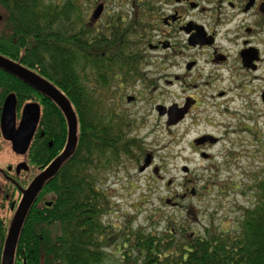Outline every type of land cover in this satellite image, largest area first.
<instances>
[{
  "label": "trees",
  "instance_id": "1",
  "mask_svg": "<svg viewBox=\"0 0 264 264\" xmlns=\"http://www.w3.org/2000/svg\"><path fill=\"white\" fill-rule=\"evenodd\" d=\"M128 1L130 7L140 9L156 5V0ZM0 16V55L59 88L79 122L76 151L46 182L34 203L20 234L14 264H110L111 260L112 264H264V179L248 187L250 192L257 189V203L244 208L233 231L209 228L205 236H198L172 220L162 231L161 221L154 219L153 229H136L132 220L123 226L107 223L113 210L105 188L110 173L129 162L140 166L148 150L142 139L131 134L134 124L128 114L112 105L106 90L108 78L93 72L92 57L96 50H100L98 57L103 53L105 57H138L134 36L115 35L111 41L96 44L91 12L82 9L78 0L49 4L0 0ZM135 29L145 33L150 26L135 25ZM10 94L16 95L19 117L26 104L41 106L40 124L24 157L29 171L19 176L20 188H26L63 152L68 126L50 98L0 69V143L4 141L2 109ZM5 189L0 183L1 215L7 212L4 193L9 190ZM47 202L52 205L47 207ZM3 220L0 264L10 214ZM117 255L120 258L115 259Z\"/></svg>",
  "mask_w": 264,
  "mask_h": 264
},
{
  "label": "rangeland",
  "instance_id": "2",
  "mask_svg": "<svg viewBox=\"0 0 264 264\" xmlns=\"http://www.w3.org/2000/svg\"><path fill=\"white\" fill-rule=\"evenodd\" d=\"M43 1L49 4L66 0ZM78 1L82 9L89 13L92 11L94 0ZM241 1L225 0L220 15L223 20L232 14L238 15L230 25L221 21L223 26L219 37L225 53H238L242 38H245L244 27L250 23L248 17L253 15V12L250 15L240 13ZM229 2L236 7L230 8ZM116 3L112 0L111 5ZM259 3H264V0H259ZM124 4L126 12L129 1ZM261 15L264 17L263 13ZM258 21V48L264 54V18ZM230 39L238 42L229 44ZM147 55L157 57L154 51ZM235 58H232V63L237 65ZM260 67L256 74L258 80L245 83L241 89L237 85L243 83L244 78L234 74L231 82V74L226 73L225 83L217 88L225 92L223 99H216L217 94L205 87L184 92L180 84L167 87L163 83L157 92H150L142 86L136 93H130L139 98L135 103L123 105L124 112L134 124L131 134L143 140L148 154L153 156L154 167L140 172L142 160L140 166L129 162L127 167L110 173L105 188L110 193L113 210L106 218L107 223L123 226L132 220L136 229H153L151 219H154L155 222L161 221L159 231H162L172 220L177 227L184 226L189 233L198 236H205L209 228L219 232L236 228L244 208H253L258 200L257 189L250 192L248 187L256 180L264 179V63ZM151 70L153 68L148 71ZM125 96L122 95L118 101L121 102ZM187 97L198 99L200 103L192 108L185 123L179 127L167 126V117L158 115L156 104L171 108L175 104H183ZM203 134L221 139L209 152H204L213 157L209 161L203 159L199 150L191 147L194 146L193 141ZM24 161V157L14 153L11 144L0 143V170L18 167ZM184 167H188V172L183 171ZM193 188L197 196L189 195L186 201L178 198L189 194ZM18 199L20 201L21 194ZM167 199H175L178 205L167 206ZM14 212L9 213L11 219Z\"/></svg>",
  "mask_w": 264,
  "mask_h": 264
},
{
  "label": "flooded vegetation",
  "instance_id": "3",
  "mask_svg": "<svg viewBox=\"0 0 264 264\" xmlns=\"http://www.w3.org/2000/svg\"><path fill=\"white\" fill-rule=\"evenodd\" d=\"M111 2V0H94L90 23L95 43L111 41L115 35L120 34L134 36L139 51L138 57H105L104 53L102 57H98L100 50H96L97 55L92 57L91 65L93 72L100 71L102 75L107 76L106 90L110 94L109 98L118 111L123 110L121 113L127 114L123 109L125 103L131 104L139 100L137 96L131 94L136 93L137 88H142V86L150 92H157L163 83L167 87L180 84L184 92L197 91L205 87L212 90L213 94H217L216 99H223L225 92L217 88L225 83L226 73L231 74L229 78L231 82L234 74L248 79H243V83L237 85L238 89L245 86L247 82L253 83L258 80L259 77L256 74L260 71L261 64L264 63V54L258 48V20L264 18L261 15V13L264 14V3H259V0L241 1L240 13L250 15L253 12V15L248 17L251 20L244 27L245 38H242L237 54L225 53L220 43V28L223 26L221 21L230 25L238 16L232 14L227 20L220 17L225 0H156L155 6H145L147 9L128 6L129 9L126 12H124L126 0H121L120 3L117 1L115 6L111 5ZM229 3L230 8L236 7L233 2ZM0 17L1 22L3 17ZM115 19H120L121 22L116 24ZM132 24L134 27L131 26ZM144 24L150 26V31L136 33L135 25ZM232 33L234 34V31ZM228 34L230 35V32ZM235 42L238 40L230 39L229 44ZM149 51L156 52L157 57H149L147 55ZM233 57H236L237 65L232 63ZM152 68L153 70L148 71ZM171 70L174 71L171 73ZM124 94H126L124 99L121 102L118 101V98ZM262 101L264 102V95ZM199 103L198 99L187 97L183 104L173 105L171 107L173 108L172 118L176 120V124L172 126L179 127L185 123L191 115L192 108ZM160 106L164 105L156 104L155 110L160 117H167L169 121L168 114L160 115L158 111ZM20 119L21 117L18 116V123ZM206 135L217 139V143L206 142L196 145L195 141ZM220 141V138L212 134H203L193 141L194 146L191 147L196 151L199 150L202 156ZM204 154L206 158L203 159L212 160L211 155ZM153 167L154 163L149 169ZM22 173L24 172L17 173V166L0 170V183L6 186V192L9 190V194L4 193L7 200V214H0L1 224L2 221L5 222L3 219L8 213L14 210L16 212L18 208L20 202L18 193L21 190L19 176ZM189 195L197 196L198 194L193 188L189 194L178 196V198L186 201ZM170 200L171 207L178 205L175 199ZM11 222L12 219L9 227Z\"/></svg>",
  "mask_w": 264,
  "mask_h": 264
},
{
  "label": "water",
  "instance_id": "4",
  "mask_svg": "<svg viewBox=\"0 0 264 264\" xmlns=\"http://www.w3.org/2000/svg\"><path fill=\"white\" fill-rule=\"evenodd\" d=\"M1 20V17H0ZM0 69L19 78L36 91L50 98L63 112L68 126V136L63 152L53 160L39 175H37L26 189L21 188V200L18 208L12 218V222L8 229V235L4 244L2 253V264H14L17 245L20 234L25 221L36 202L39 194L42 192L46 182L52 179L61 169L62 165L71 158L78 144V117L68 97L60 91L53 83L31 69L0 55ZM17 98L15 94H10L3 106L1 115V131L5 141L12 145L14 153L19 156H26L41 120V106L32 102L24 106L18 123ZM173 108L164 106L158 107L161 116L168 114V126L176 124V120L172 118ZM183 117H181L182 119ZM180 120V119H179ZM178 120V121H179ZM177 121V122H178ZM206 142L212 144L217 143V139L212 136H205L195 141L196 145ZM206 157V154H202ZM208 157V156H207ZM152 163V156H147L145 165L140 169L144 172ZM29 171L27 163L23 162L17 167V173L21 171ZM184 172H188V167L183 168ZM167 204H171L168 200ZM52 203H46L50 207Z\"/></svg>",
  "mask_w": 264,
  "mask_h": 264
}]
</instances>
